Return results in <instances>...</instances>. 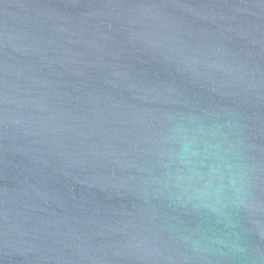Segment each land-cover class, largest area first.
Returning <instances> with one entry per match:
<instances>
[{"label": "water", "instance_id": "1", "mask_svg": "<svg viewBox=\"0 0 264 264\" xmlns=\"http://www.w3.org/2000/svg\"><path fill=\"white\" fill-rule=\"evenodd\" d=\"M0 264H264V0H0Z\"/></svg>", "mask_w": 264, "mask_h": 264}]
</instances>
